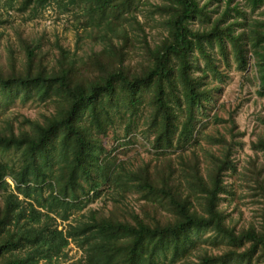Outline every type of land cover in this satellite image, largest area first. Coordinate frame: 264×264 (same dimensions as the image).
Returning a JSON list of instances; mask_svg holds the SVG:
<instances>
[{"label":"trees","instance_id":"trees-1","mask_svg":"<svg viewBox=\"0 0 264 264\" xmlns=\"http://www.w3.org/2000/svg\"><path fill=\"white\" fill-rule=\"evenodd\" d=\"M54 1L79 7L103 47L79 59L58 38L45 49L46 35L15 27L10 14L28 21ZM141 13L160 17V38ZM8 27L18 41L0 55V110L19 99L46 111L0 127V264L67 261L69 238L82 254L66 264H264V135L245 166L236 140L203 123L231 58L264 97V0H0ZM117 123L131 139L109 147ZM237 128L231 117L233 137ZM138 134L152 157L114 154ZM104 189L118 213L88 209ZM248 197L260 219L244 224L229 206L241 213ZM75 211L82 218L59 229Z\"/></svg>","mask_w":264,"mask_h":264},{"label":"rangeland","instance_id":"rangeland-1","mask_svg":"<svg viewBox=\"0 0 264 264\" xmlns=\"http://www.w3.org/2000/svg\"><path fill=\"white\" fill-rule=\"evenodd\" d=\"M239 1L243 2V0ZM150 2L161 3L162 0H150ZM147 6L150 8V5ZM69 7H72V5L65 8L57 1L51 4L47 3L43 9L41 8L38 13L28 21L26 20L28 11H26L25 15L19 13L10 15L15 23V27H19L24 35H46V38L50 42L49 44H44L45 49L50 48V44L58 38L69 50L77 55V58L83 59V57H86L92 50L101 49L103 47V42L95 38L97 27L92 25L91 28H84L87 15H84L79 7H77V10H71ZM143 7L145 8V6ZM155 17L156 18H150L149 20L145 14L141 13L138 15L139 21L143 23L145 21L149 22V25L145 27L147 32L151 34L152 40L153 38H160L161 33L165 32V27L158 23L160 17ZM2 31L4 35L0 37V55L6 53V44L9 40L18 41L15 35V28L8 27L4 30L0 29V32ZM51 53H54V51ZM253 64L254 59L252 58L250 59L247 71L244 73L247 75L255 73ZM242 74L243 72L237 69V63L231 58V66L226 68L224 80H215V84L222 85V88L220 91L215 92L218 98L217 104L214 108L212 107L211 112L203 116V123H208L205 133L214 134L220 130L227 139L232 141L236 140L234 150L237 160L240 161L241 165L249 166L248 160L251 156H255L251 143L256 141L259 136L264 135V97L258 92L259 86L243 78ZM44 111L46 110L43 104H37L31 101L24 104L18 99L6 111L3 112L0 110V127L4 125L8 119H16V127L24 118L41 119ZM231 117H234L238 124V128L236 129L238 136L233 137L228 130V127L231 125ZM204 124L201 123L199 129L205 126ZM116 126V128H111L109 131V139L107 142V144L110 145L109 147L117 145L116 136L120 137V143L121 141L125 142L131 139L123 137L124 123H117ZM141 128L142 127H140V130ZM135 140L136 141L132 143L119 146L114 154L123 160H132L135 164L153 156L154 151L150 148L148 141L141 134H138ZM207 142L205 138L203 140L205 149L211 148L217 151L215 147H210ZM200 153L204 159L206 155L205 151L200 149ZM15 157V153L11 152L7 158L14 159ZM260 159L264 161V156H261ZM8 179L12 187H14L12 179ZM105 190L106 189L103 190L102 196L96 199L88 209L99 208L103 212L114 210L115 213H118L111 201H109L107 205L105 204L104 198L107 196ZM245 202V204L239 206L241 213L234 211L235 203L229 206L232 216L238 219L240 223L244 224L257 222L258 219H260L258 218L259 205L254 204L249 197L245 199ZM82 213L83 211H76L71 217V220L73 222L78 221L82 218ZM67 249L71 259H77L82 254L76 243L72 242ZM71 259L57 264L69 263ZM40 264H42V262Z\"/></svg>","mask_w":264,"mask_h":264},{"label":"clouds","instance_id":"clouds-1","mask_svg":"<svg viewBox=\"0 0 264 264\" xmlns=\"http://www.w3.org/2000/svg\"><path fill=\"white\" fill-rule=\"evenodd\" d=\"M36 206V208L37 209H39V210H41V211H47V208H45V207H43V206H39V205H35ZM76 212V211H75ZM74 212V213H75ZM73 213V214H74ZM49 214L53 217H56V215L54 214V212H49ZM73 216V215H72ZM71 216V217H72ZM71 217H70V219L69 220H67V221H62V219L61 218H57V221L58 222H60L61 224H60V226H59V229H63L64 227L66 228L67 227V225L69 224V223H74L72 220H71ZM51 220H52V218L48 221V223L50 224V222H51ZM43 222H46V221H43ZM77 222V221H76ZM69 240H70V243L68 244V246L72 243L71 242V239L69 238ZM74 243V242H73Z\"/></svg>","mask_w":264,"mask_h":264}]
</instances>
